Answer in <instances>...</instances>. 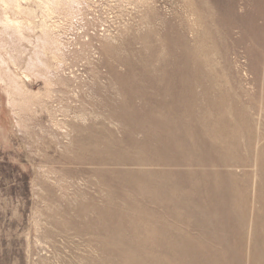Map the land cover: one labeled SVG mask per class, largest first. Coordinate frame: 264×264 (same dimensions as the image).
<instances>
[{
	"label": "rangeland",
	"instance_id": "374dc122",
	"mask_svg": "<svg viewBox=\"0 0 264 264\" xmlns=\"http://www.w3.org/2000/svg\"><path fill=\"white\" fill-rule=\"evenodd\" d=\"M52 16L31 95L0 81V264H264V0Z\"/></svg>",
	"mask_w": 264,
	"mask_h": 264
},
{
	"label": "bare ground",
	"instance_id": "6f19581e",
	"mask_svg": "<svg viewBox=\"0 0 264 264\" xmlns=\"http://www.w3.org/2000/svg\"><path fill=\"white\" fill-rule=\"evenodd\" d=\"M59 3L60 0H0V81L10 97L14 99L16 96L20 97V101H15L17 103L23 102V98L31 95L25 88V81L31 76L43 78L49 67L51 68V65L45 64L42 60L47 50L50 51V58L57 59L54 53L62 44L58 43L57 36H52L50 32L55 27L52 15ZM36 29L39 32L36 39L37 46L32 49V57L28 58L23 68H20L14 61L15 57H20L18 53H15L18 52L15 46L19 45V42L31 45L29 35ZM48 46H50L49 49ZM53 48H55L54 52H52ZM20 59L18 58V61ZM48 82L45 79V83L48 84Z\"/></svg>",
	"mask_w": 264,
	"mask_h": 264
}]
</instances>
